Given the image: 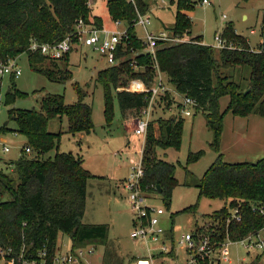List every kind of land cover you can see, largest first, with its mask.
I'll list each match as a JSON object with an SVG mask.
<instances>
[{"label": "trees", "instance_id": "obj_1", "mask_svg": "<svg viewBox=\"0 0 264 264\" xmlns=\"http://www.w3.org/2000/svg\"><path fill=\"white\" fill-rule=\"evenodd\" d=\"M89 2L0 0V62L25 53L36 71L54 79L45 70L44 62L49 59L40 51L32 52L31 43L33 40L39 43L60 41L75 31L80 19L103 26L101 16H92ZM105 3L112 22L121 19L129 25L126 59L100 70L96 78L105 91L104 113L110 123L113 119L111 87L117 90L122 116L128 111L140 113L147 105L149 93L131 86L149 85L155 74L150 54L141 53L134 58L144 69L136 70L130 65L131 48H143L134 23L138 14H147L148 2L105 0ZM182 9L177 11L172 30L188 35L192 31L191 17ZM221 34L235 45L220 48L219 54L203 43L201 35L187 42L157 47V59L168 81L180 95L193 98L196 109L205 113L207 125L214 132L212 144L216 148L225 115L220 108L221 97L229 96V109L235 115L257 112L264 116V35L259 47L253 50L232 23L226 24ZM50 61L57 65L56 61ZM247 89L250 90L245 93ZM23 94L13 88L6 94V104H12L17 95ZM170 96L169 93L165 96L167 106L172 103ZM40 105V110H9V118L16 122L19 132L27 138V146L33 147L35 153L32 156L21 154L19 159L10 161L12 172L0 167V246H12L16 252L25 247L27 258L37 260H40L39 252L45 249L48 264H52L62 234L71 239L72 250L89 245L105 246V264H116L110 258L109 225L83 221L88 181L96 175L84 167L79 154L59 151L64 131L52 132L48 128L50 120L66 117L65 132L89 134L95 127L93 108L82 95L77 102L67 104L63 95L49 94ZM154 122H158L157 127ZM183 128L181 114L152 121L143 151L142 188L151 195L160 196L167 205L179 181L176 164L162 158L161 150L180 149ZM53 149H56L55 155L48 156ZM203 154L204 150L190 152L187 163L198 161ZM195 186L198 202L184 212L196 213L202 197L225 201L221 209L202 215L204 224L196 229L199 235L220 244L226 239L238 241L264 227V214L260 211L264 208V157L255 162L230 163L219 155ZM235 208L239 209V220L232 216ZM172 234L174 239L173 227Z\"/></svg>", "mask_w": 264, "mask_h": 264}, {"label": "rangeland", "instance_id": "obj_2", "mask_svg": "<svg viewBox=\"0 0 264 264\" xmlns=\"http://www.w3.org/2000/svg\"><path fill=\"white\" fill-rule=\"evenodd\" d=\"M146 1L149 4L147 13L152 21L148 26L150 32L171 31L176 24L177 11L183 8L181 11L189 14L192 23L188 39L201 35L204 43L211 46L216 54H219L220 48L216 47L215 36L222 33L228 23L234 24L237 32L248 40L253 50L257 49L263 40L264 0H209L210 4H203L202 0ZM89 3L92 16H101L103 25L112 28L114 25L105 0H90ZM135 31L139 38L144 39L146 30L143 26L136 25ZM227 42L235 45L232 40ZM17 62L22 70L19 77L9 74L0 76V167L9 172L13 169L10 161L19 159L21 154L32 156L35 153L33 147L30 153L22 152L23 147L28 144L27 138L19 132L16 122L9 118L10 109L40 110L42 99L49 94L63 95L67 104L77 102L82 95L84 101L93 108L95 127L91 133L65 132L68 127L66 117L50 120L48 128L52 132L64 131L59 151L79 154L84 167L96 175L88 181L83 221L109 225L108 244L110 252L112 251L110 258L116 264H133L135 257L146 256V247L131 236L133 212L128 192L123 187L124 181L142 156L140 152L142 137L133 132L140 113L128 111L122 116L117 90L112 86L110 97L113 119L110 123L107 121L104 113L105 91L96 78L100 70L110 65L96 51L87 47L82 49L81 55L73 52L58 61L57 65L45 60V70L49 71L54 79L36 71L25 53L17 56ZM166 82L171 91L170 95L182 99L175 86L168 79ZM131 85L132 83L129 84ZM13 88L24 94L17 95L15 101L7 105L6 94ZM229 103V96L221 97L220 108L225 115L218 148L212 144L214 132L207 125L205 113L192 107L191 116H182L184 128L180 149L171 147L161 150L162 158L176 164L179 185L173 191L170 205H167L160 196L154 197L152 203L166 209V214L162 217L163 225L168 229L175 228L176 241L186 233H195L196 229L204 224L205 219L202 215L213 213L225 205L224 200L202 197L196 213L183 211L188 206L197 204L199 194L195 184L219 155L230 163L255 162L264 157V116L257 112L235 115L229 109ZM165 106L167 107V103L163 101L153 116L154 121L172 115L164 108ZM154 124L157 127L158 122ZM4 147H8L9 151H4ZM200 150H204L201 158L187 163L189 153ZM55 153L56 149H53L48 152V156L53 157ZM58 244L61 251H67L72 241L67 235L60 234ZM229 249L231 261H222L220 264H264V252H248L239 242L230 243ZM175 251L179 258L178 264H184L187 259L186 249L176 245ZM104 252L105 246L95 247V253L86 257L83 260L84 264H105ZM156 252L157 250L154 251ZM167 262L168 259L163 260L160 257L156 259L155 264ZM200 262L208 264L207 259H200Z\"/></svg>", "mask_w": 264, "mask_h": 264}, {"label": "built area", "instance_id": "obj_3", "mask_svg": "<svg viewBox=\"0 0 264 264\" xmlns=\"http://www.w3.org/2000/svg\"><path fill=\"white\" fill-rule=\"evenodd\" d=\"M202 3L210 4L211 2L202 0ZM223 17L225 18V15ZM151 23V17L148 13L138 14L134 27L136 28V25L143 26L146 30V35L144 39L140 38L143 44L142 50L131 48L130 65L136 70L144 69V65H139L134 58L141 53L150 54L154 62L153 69L155 74L154 80L149 85L131 86L138 91L149 93L147 105L141 110L136 126L133 129L136 135L142 137L141 160L133 167L132 172L123 184L124 189L128 192V200L133 212L131 236L137 242H141L147 250V255L135 257L133 264H155L156 259L160 257L163 260H169L166 264H178L179 258L175 251L176 245L186 249L187 259L184 264H202L200 259H207L208 264H220L222 261L230 262L229 245L232 242H239L248 252H264V227L257 233L245 236L238 241L226 239L220 244L212 242L208 236L199 235L197 231L195 233H186L182 235L179 241H176L175 234L173 239L172 227L168 229L163 225L162 217L166 214V209L154 205L152 200L156 196L147 193L142 188L141 180L144 176L143 151L148 128L150 123L154 121V114L162 106V102L166 100V94L171 93L166 82V75L161 70L157 59V47L166 43L176 44L190 41L187 34H177L173 30H162L158 33L150 32L148 26ZM113 25L112 28L105 25L97 27L80 19L72 34L54 43H39L33 40L30 49L32 52L40 51L47 59L58 62L73 52L81 55L82 49L87 47L96 51L106 60L108 65L115 66L126 59L125 52L128 46L129 25L121 19L113 22ZM215 40L218 48L233 47L223 38L221 33L216 34ZM6 74L13 77H19L22 74L17 57L0 62V76L2 77ZM181 96L182 99L170 96L172 103L164 108L171 114L191 116L193 114L191 108L196 107V101L191 97ZM164 108H161V110ZM23 149L25 152H31L30 146L25 145ZM4 151H9V148L4 147ZM260 211L264 214V208ZM232 212V216L239 220V209L235 208ZM173 231L175 232L174 227ZM155 250H157L156 253H154ZM94 253L95 247L93 245L80 247L75 250L69 247L67 251H61L59 248L54 254L52 264H84L83 260ZM47 256V250L43 249L39 252L40 260L29 259L27 258L25 247L20 252H16L12 246H0V264H18L19 262L21 264H48Z\"/></svg>", "mask_w": 264, "mask_h": 264}, {"label": "crops", "instance_id": "obj_4", "mask_svg": "<svg viewBox=\"0 0 264 264\" xmlns=\"http://www.w3.org/2000/svg\"><path fill=\"white\" fill-rule=\"evenodd\" d=\"M187 15L189 16V14L187 13ZM245 18H246V16H245ZM233 24V23H232ZM234 25V24H233ZM236 30V29H235ZM236 32H237V30H236ZM238 33V32H237ZM197 36H200V35H197ZM194 37H196V36H194ZM202 41H203V37H202ZM203 43H204V41H203ZM97 177H99V178H103V176H97Z\"/></svg>", "mask_w": 264, "mask_h": 264}, {"label": "water", "instance_id": "obj_5", "mask_svg": "<svg viewBox=\"0 0 264 264\" xmlns=\"http://www.w3.org/2000/svg\"><path fill=\"white\" fill-rule=\"evenodd\" d=\"M249 90H250V89H247V90L245 91V93H247Z\"/></svg>", "mask_w": 264, "mask_h": 264}]
</instances>
